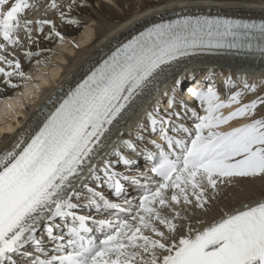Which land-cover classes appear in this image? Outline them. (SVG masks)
Here are the masks:
<instances>
[{
  "label": "snow or ice",
  "instance_id": "obj_1",
  "mask_svg": "<svg viewBox=\"0 0 264 264\" xmlns=\"http://www.w3.org/2000/svg\"><path fill=\"white\" fill-rule=\"evenodd\" d=\"M88 6L0 0V84L27 88L23 61L46 64L42 40L63 44L58 22L79 25L73 10ZM221 52L264 60V19L153 23L49 101L41 124L0 152V264H264V196L211 222L196 212L211 210L222 184L264 180V81L233 91L228 77L222 94L203 77L186 88L203 114L180 94L181 64ZM237 118L249 122L218 130Z\"/></svg>",
  "mask_w": 264,
  "mask_h": 264
},
{
  "label": "bare ground",
  "instance_id": "obj_2",
  "mask_svg": "<svg viewBox=\"0 0 264 264\" xmlns=\"http://www.w3.org/2000/svg\"><path fill=\"white\" fill-rule=\"evenodd\" d=\"M60 2L66 3L67 0H60ZM87 3L88 7L73 10L72 16L81 21L79 25L59 24L58 22L59 30L65 39L72 43L71 54L74 53V56L65 54L62 57L63 60L69 58L66 66L57 62L56 68L51 69V66L43 64L45 69L51 70L49 73L52 74L48 76L44 75V72L33 70L35 68L31 65L35 59L29 64L21 57L25 70L33 72V76L41 79L28 82L27 88L23 86L25 82L19 80H14V82L21 84V87L15 89L0 84V89H3L0 91V152L9 148L30 127L34 128L41 124L46 112L52 111L55 107V104L49 101L66 95L70 88L98 67L99 63L115 51L116 47L144 31L151 24L159 23L161 20H173L183 15H221L241 19H264V0H87ZM53 42L60 44V49L66 48V45H63L66 41L61 44L58 40H42L40 46L52 50L50 54H46L49 52L43 53V56L54 58L53 51L59 50L50 48ZM33 48L35 49V46ZM35 66L40 65L35 64ZM210 67L216 69H208ZM209 70L214 71V75L219 73L220 78L216 85L220 87L222 94L225 92L224 81L228 77H231L237 85L233 91L242 87L241 81L244 79L250 83L264 81V60L259 56H238L221 52L217 55H202L181 64L177 71L180 72L185 83L182 93L186 91L187 86H196L202 82V78L207 75L213 80ZM189 71H192V75ZM253 98H255L254 95L249 93L246 101ZM4 99L10 100L3 105ZM26 100L30 102L28 105H26ZM197 103L194 99L188 104L199 110ZM234 107L222 111L227 115L234 110ZM143 115L144 113L140 112L138 115L131 116L127 123L123 124L121 131L124 133V138H129V133H133L134 136L137 122H143ZM259 115H264V108L258 109ZM248 122L247 118H237L221 125L218 130L231 131L232 128ZM188 124L191 125V120H188ZM145 135L148 136V133ZM151 138L156 139L157 137L152 136ZM138 159H140V170H147L148 165L142 158ZM241 189L237 188V192L227 190L226 196L218 191L214 194L211 210L204 214L197 209V215L211 222L214 218H218L222 211H231L242 204L253 202L264 196L263 180H260L255 187H248L244 183ZM137 194L134 191L132 195Z\"/></svg>",
  "mask_w": 264,
  "mask_h": 264
},
{
  "label": "rangeland",
  "instance_id": "obj_3",
  "mask_svg": "<svg viewBox=\"0 0 264 264\" xmlns=\"http://www.w3.org/2000/svg\"><path fill=\"white\" fill-rule=\"evenodd\" d=\"M65 41H66V43L65 44H63V45H66L65 47L66 48H61L60 49V47H61V45L60 44H56V42H53V43H51L50 44V48H52L53 50H59V51H53V54L55 55L54 56V58L53 59H51L50 57H45L46 55H41V57L39 58V59H41V60H45L46 59V64L45 65H47L48 67H52L51 69H55L56 68V63L57 62H59L62 66H66L67 65V63H68V61H69V58L68 59H66V60H63L62 59V57H64L65 56V54L66 55H69V56H74V53H72L71 54V52H70V49H71V42L68 40V39H65ZM68 47V48H67ZM63 52H65V53H63ZM46 54H50V52L49 53H46ZM241 56H244V55H241ZM64 61H67V62H64ZM35 62H33V64L31 65V67L32 68H35V69H37V70H35V69H33L34 71H40V72H44L43 74L44 75H51L52 73H49L51 70H48V68H44L43 67V64H41L40 66H35ZM55 67V68H54ZM189 67V66H188ZM190 68V67H189ZM208 69H216V68H212V67H210V68H208ZM191 70V69H190ZM191 72L192 71H189V74H191ZM208 72H210L211 73V75H214V71H211V70H209ZM218 73V72H217ZM32 74H33V72H32ZM219 74V73H218ZM218 74H215L214 76H213V81H215L216 83L215 84H217L218 83V81H219V79L218 78H220V77H218ZM34 77V79L32 80V81H37L38 79H41V78H38V77H35V76H33ZM219 87V86H218ZM220 88V87H219ZM226 90V89H225ZM30 103V102H29ZM28 102H27V100H26V105H28L29 104ZM198 104V103H197ZM199 108V107H198ZM198 111H200L201 112V114H203V111H202V109H199ZM20 117V116H19ZM175 119V118H174ZM4 133H6L7 131H3ZM3 133V134H4ZM151 138V137H150ZM260 180L261 179H244V180H242V181H240L239 183H237V184H229V183H225V184H222L221 186H220V188H219V192H221L223 195H225L226 193H227V190L228 191H236L237 190V188H242L243 187V184L244 183H246L247 184V186L248 187H255V186H257L259 183H260ZM263 182H264V180H263ZM254 183L256 184V185H254ZM242 190V189H241ZM246 191H248V190H246ZM133 192L134 191H132V194H133ZM237 192V191H236ZM226 196V195H225ZM94 214V213H93Z\"/></svg>",
  "mask_w": 264,
  "mask_h": 264
}]
</instances>
